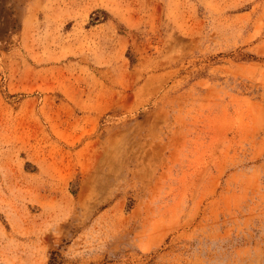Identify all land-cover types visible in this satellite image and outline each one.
I'll use <instances>...</instances> for the list:
<instances>
[{"label": "rangeland", "instance_id": "obj_1", "mask_svg": "<svg viewBox=\"0 0 264 264\" xmlns=\"http://www.w3.org/2000/svg\"><path fill=\"white\" fill-rule=\"evenodd\" d=\"M0 264H264V0H0Z\"/></svg>", "mask_w": 264, "mask_h": 264}]
</instances>
